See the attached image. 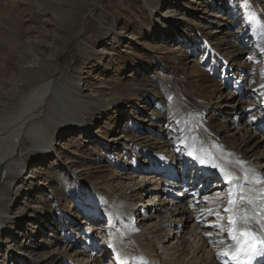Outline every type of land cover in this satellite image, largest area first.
Instances as JSON below:
<instances>
[{
    "label": "bare ground",
    "instance_id": "obj_1",
    "mask_svg": "<svg viewBox=\"0 0 264 264\" xmlns=\"http://www.w3.org/2000/svg\"><path fill=\"white\" fill-rule=\"evenodd\" d=\"M64 1L66 9L54 11V18L60 24L65 23L73 27L78 22V16L76 17L78 7L81 4H89L91 0ZM196 1L198 0H192ZM170 3L171 1L166 4ZM91 12L89 11L87 15ZM180 13H183L182 10L168 9L163 14V20H171L170 16ZM239 26L235 31L227 29V32L222 33L230 40L224 38L219 40L223 45H228L226 49H243L241 53H245L247 48L244 49L240 43L242 36L245 35L243 30L247 27L245 24ZM261 32L264 33V30ZM107 34L114 37L116 35L111 30H108ZM247 37L258 53L260 65L246 73L248 77L240 76V82L237 81L240 87L242 85V96L234 102L232 99H235V93L226 96L220 94L227 85L226 82L219 80L218 86L212 85L214 98L218 103H226L224 99L227 102H234L220 105L229 108L224 111L225 114H240L244 101L250 100L245 102L247 116L244 122L238 124L234 130L221 126L216 132H212L200 123L207 107L199 95H196L191 103L184 100L185 110L176 106V97L171 99L170 95H165L164 100L156 103L148 99L147 104L151 107L156 106L159 110H150L148 113L137 111L140 118L137 122L139 126L135 128L156 133L162 139L155 140L149 135L113 137L110 141L116 143L118 158L122 159V162L112 159L102 164L105 170H112L121 175L123 181L130 184L126 183L125 192L109 195L95 190L98 196L95 202L96 215L89 214L84 209V203L88 204L90 193H85L84 190L75 194L70 193L74 201L73 214L71 212L70 215L74 213L80 215L81 223L70 219L71 216L59 224L45 214L38 215L37 219L43 218L45 223L50 220L49 226H53L56 231L58 228L63 230V233L65 231L72 240H69L68 244L59 238L64 245L61 247L56 239L52 244H47L51 249L47 253L38 252L36 249L26 251L25 255L33 258L32 261L29 260L30 264H39L37 256L44 259L47 264L61 261L62 258H65L62 264H103L101 260L103 258L106 259L105 264H117L114 260L115 255L121 256L125 264H236L232 260V253L237 240L243 236L242 233L248 232L264 241V37L256 32L250 33ZM145 46L149 47L148 44ZM79 47L78 64L73 67L75 75L71 77L67 76V70L65 74L59 76L60 72L54 69L55 63L49 58L45 59L42 65L30 64L27 69L34 84L33 88L31 87L29 93L26 92L23 99L19 98L22 101L15 104L17 107L13 113L0 117V238L8 234L4 230L10 221L7 212L16 199L14 196L24 192L25 184L16 181L25 175L23 172L27 165L35 157L48 153L63 158L54 140L57 129L71 126L74 130L78 128L80 134H87L85 130L88 126L84 122V114L97 105L86 95L87 93L85 94V83L76 76L81 69H85L87 61L84 57L86 47L80 45ZM50 73L57 76L48 80L47 75ZM186 79H180V82L186 84L188 83ZM112 84L117 85L116 82ZM143 84L130 82L126 86V92L141 97L147 90L144 87L149 86ZM234 86L236 91L241 92L238 86ZM151 87L154 88V85ZM117 88L109 90L116 95L126 93L122 92L119 86ZM111 106V104L106 106V109H110ZM137 108L147 109L144 106ZM216 108L221 109L218 105ZM122 116V112H117V118ZM231 130L233 131L230 132ZM87 139L90 142L92 138ZM25 141L28 146H24ZM120 145L130 152L134 150L137 153L148 154L149 158L144 159L142 161L144 164L141 165L136 162L126 163L124 159L126 152L120 149ZM108 148L109 146L105 150ZM150 149L157 151L159 155L165 153V156L163 158L156 156ZM107 153L110 154L108 151ZM66 164L70 166L72 162ZM50 166L54 168V161ZM36 168L33 166L30 171L32 176L26 177L33 178V174L37 173ZM188 174L190 177L186 180ZM57 179L55 177L53 181L63 186L61 180ZM12 187L16 189V193L10 197L8 191ZM152 188L155 189L153 192ZM60 189L68 192V188L64 186ZM156 191L160 192L155 193ZM143 194L161 196V205L158 208L147 207L133 218L136 213L132 206L148 202L143 201ZM75 202L82 208L81 211L74 207ZM33 214L36 216V212ZM26 217L20 216L15 219L16 225L23 233L20 238L25 234L21 228L22 220H25L24 223L29 220L24 219ZM100 218H104L105 222L101 223ZM229 218H232V223L229 222ZM80 226L83 229L81 233L78 232ZM46 228L48 227L42 226V229L36 231L41 235ZM90 231L98 233L94 238L97 240L89 237ZM102 238H105L104 244L101 242ZM74 242L80 244L81 250H74L76 246ZM8 243L7 249H10L12 244L10 241ZM1 247L2 257L6 249L0 245ZM241 253L244 254V250ZM88 257L93 258L88 261ZM10 258V264H18L14 261L15 258ZM244 258L247 264H264V254L256 255L254 258L246 255Z\"/></svg>",
    "mask_w": 264,
    "mask_h": 264
},
{
    "label": "rangeland",
    "instance_id": "obj_2",
    "mask_svg": "<svg viewBox=\"0 0 264 264\" xmlns=\"http://www.w3.org/2000/svg\"><path fill=\"white\" fill-rule=\"evenodd\" d=\"M169 1L171 3L167 5ZM64 9V0H0V117L13 113L17 107L15 104L20 103L33 88L34 84L27 69L30 64L42 65V62L49 58L55 63L54 69L60 72L59 76L65 74L66 70L67 76L75 75L72 69L78 64L79 45L86 47L84 57L87 61L85 69H81L76 76L85 83V94L87 93L97 105L84 114V122L89 127L84 129L87 134H80L78 128L74 130L71 126L57 129L54 140L63 158L50 153L35 157L25 168V175L16 181L25 184L21 185L24 192H20L21 196H14L16 199L8 208L10 221L4 230L8 234L0 238V245L6 250L4 255L0 256V264H8L10 257L15 258L14 261L18 264H30L29 260L32 261L33 258L25 255L29 250L36 249L38 252L47 253L51 250L47 244H52L56 239L59 246L63 247L59 238L70 243L69 240L72 239L65 231L63 233L59 228L56 231L53 226H49L50 220L45 223L43 218L37 219L38 215L45 214L59 224L67 221L66 217L72 212L74 202L70 193L75 194L82 190L90 193L88 204L84 203V209L89 214L96 215L95 202L98 196L95 190L109 195L125 192L128 183L123 181L121 175L112 170H105L102 164L112 159L122 162V159L118 158L116 143L110 141L113 137L149 135L155 140L162 139L156 133L135 128L139 126L137 122L140 118L137 111L148 113L150 110H159L156 106L148 105V99L156 103L164 100L165 95H170L171 99L176 97L177 104L174 105L185 110L184 100L191 103L195 96L199 95L207 107L200 123L212 132H216L221 126L234 130L238 124L244 122L247 116L245 102L250 100L244 101L241 113L237 115L225 114L226 106L220 105L234 103L240 98L243 92L242 85H238L240 76L248 77L246 73L260 65L258 53L247 35L256 32L264 37L261 32L264 30V0H91L89 4H81L78 7V22L77 26L73 27L55 20L54 11L60 12ZM168 9L182 10L183 13L177 15L178 12L175 16H170L171 20L164 21L163 14ZM87 11L92 12L87 15ZM229 21L235 23L231 24ZM241 24L247 27L243 30L245 35L240 43L244 49L247 48L245 53H241L243 49L228 50V45H223L219 40H230L222 33L227 32V29L235 31ZM230 26L232 27L229 28ZM108 30L114 31L115 37L107 34ZM146 44L149 47H146ZM47 76L48 80H52L57 75L50 73ZM179 78H187L188 83L182 84ZM219 80L227 83L220 94L226 96L235 93V99H232L234 102L224 99L226 103H218L214 98L212 85L218 86ZM113 82L117 85H113ZM130 82L149 86L144 87L147 90L138 97L135 93L126 92V86ZM151 85H154V88ZM234 85L238 86L241 92L236 91ZM117 86L126 93L113 94L110 88L117 90ZM110 104L112 106L107 110L106 106ZM217 105L221 109H217ZM140 106L149 110L137 108ZM117 112H122V118L116 117ZM93 131L97 132V137H91L89 142L88 135ZM28 145L25 141L24 146ZM108 146V150H105ZM119 147L126 152V163L136 162L141 165L144 164V159L149 158L148 154L134 150L130 152L121 145ZM150 151L156 156H165V153L159 155L157 151ZM53 161L55 166L51 168ZM65 162L72 164L69 166ZM41 164L43 165L39 168ZM33 166L37 167V173L33 174V178L26 177L32 176L30 171ZM55 177L61 180L64 188H68V192L60 189L63 186L53 181ZM13 185L15 187V184ZM8 193L11 197V194L16 193V189L12 187ZM74 207L82 210L76 202ZM35 212L36 216L33 214ZM20 216H27L24 219H29L26 223L22 220L21 229L25 232L23 238H20L23 233L15 220ZM70 216V219L81 223V216L77 213ZM100 220L101 223L105 222L104 218ZM42 226L48 228L40 235L36 229L40 230ZM82 230L80 226L78 232L81 233ZM96 234L98 233L90 231L88 235L94 239ZM9 241L12 247L7 249ZM35 244L38 245L34 247ZM73 244L76 245L74 250H81L80 244ZM92 258L88 257V261ZM37 259L39 264H47L38 256ZM63 260L65 258L53 264H62ZM101 260L105 264L106 259Z\"/></svg>",
    "mask_w": 264,
    "mask_h": 264
},
{
    "label": "snow or ice",
    "instance_id": "obj_3",
    "mask_svg": "<svg viewBox=\"0 0 264 264\" xmlns=\"http://www.w3.org/2000/svg\"><path fill=\"white\" fill-rule=\"evenodd\" d=\"M229 203L231 204L232 201H229ZM247 219V217L245 218ZM229 222L232 223V218H229ZM241 235L245 236V237H250V233L248 232H244L242 233ZM233 238L235 239V236H233ZM260 254H264V250L260 249V248H257L253 251L252 255H260Z\"/></svg>",
    "mask_w": 264,
    "mask_h": 264
}]
</instances>
